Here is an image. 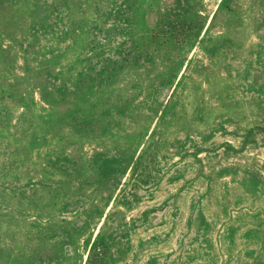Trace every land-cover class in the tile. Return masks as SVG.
Returning <instances> with one entry per match:
<instances>
[{
  "label": "rangeland",
  "instance_id": "rangeland-1",
  "mask_svg": "<svg viewBox=\"0 0 264 264\" xmlns=\"http://www.w3.org/2000/svg\"><path fill=\"white\" fill-rule=\"evenodd\" d=\"M0 264H264V0H0Z\"/></svg>",
  "mask_w": 264,
  "mask_h": 264
}]
</instances>
